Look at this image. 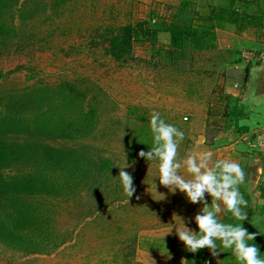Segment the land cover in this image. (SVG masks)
Here are the masks:
<instances>
[{
	"label": "rangeland",
	"instance_id": "374dc122",
	"mask_svg": "<svg viewBox=\"0 0 264 264\" xmlns=\"http://www.w3.org/2000/svg\"><path fill=\"white\" fill-rule=\"evenodd\" d=\"M33 1L39 13L31 21H22L17 11L26 0L6 10L4 20L13 24L18 35L9 46H0V95L66 82L87 92L85 107L92 101L98 125L95 133L79 145L90 146L91 153L111 160L118 172L125 160L136 193L128 198L118 172L111 175L109 202L120 200L110 214L88 218L89 209L95 207L93 197H77L60 205L42 198L40 203L55 212L56 229L72 232L71 242L50 255L30 256L0 245V264H114L112 241L128 240L134 234L135 262L137 248L149 247L160 252V262L168 263L164 256L170 249L165 247L168 241L178 245L185 264H206V258L213 264L207 249L187 252L174 235L166 234L169 224L177 222L175 214L191 217L198 206L188 204L181 193L168 194L158 183L155 189L151 183L153 165L137 156L151 146L148 122L155 110L185 133L178 146L179 156L207 151L214 160V139L226 131L222 129L228 113L221 91L223 71L232 59L229 51L225 55L214 47V39H205L206 27L198 29L202 35L198 41L188 38L183 43L180 35L184 25L197 26L202 13L207 18L206 0H60L57 8H53L56 0ZM125 25L133 26L136 32L135 59L119 65L104 53V46L94 47L90 42L100 40L106 27ZM169 29H175L179 39L176 49L171 47L170 34H166ZM207 32L211 33L210 29ZM134 150L136 155H130ZM116 226L122 228V234H115ZM155 231L157 235L153 236ZM143 236L158 243L151 246Z\"/></svg>",
	"mask_w": 264,
	"mask_h": 264
},
{
	"label": "trees",
	"instance_id": "16d2710c",
	"mask_svg": "<svg viewBox=\"0 0 264 264\" xmlns=\"http://www.w3.org/2000/svg\"><path fill=\"white\" fill-rule=\"evenodd\" d=\"M19 1L0 0V46H9L18 35L13 24H6L4 18L6 10L17 8ZM59 3L56 0L53 8ZM38 7L33 0H26L17 10L21 20H33ZM183 27L181 42L201 38V32L194 27ZM173 30L166 34H170L171 47L176 49L179 39ZM204 31L205 39L214 38L207 29ZM135 35L131 25L106 27L101 39L90 43L104 46L107 56L124 65L135 59ZM86 99L87 92L67 82L0 95V245L5 248L27 256L50 255L71 242L72 232L56 229L55 212L40 203L42 198L60 205L77 197H93L95 207L89 209L92 211L87 218L110 214L111 207L120 200L109 202L110 176L118 172L112 161L91 153L90 146L79 145L95 133L98 125L97 108L92 101L85 107ZM131 112L136 110L131 108ZM57 142L73 145L57 146ZM130 155H136V151ZM225 219L229 222V218ZM122 233V228L116 226L115 234ZM136 241L137 234L128 240L114 239L116 253L112 263L141 264L134 261Z\"/></svg>",
	"mask_w": 264,
	"mask_h": 264
},
{
	"label": "crops",
	"instance_id": "0c3cea01",
	"mask_svg": "<svg viewBox=\"0 0 264 264\" xmlns=\"http://www.w3.org/2000/svg\"><path fill=\"white\" fill-rule=\"evenodd\" d=\"M206 3L209 9L207 18L202 13L198 25L193 27L210 29L214 34V47L218 46L225 55L229 51L232 59L225 64L221 87L228 107L222 129L226 131L214 139L216 149L213 157L214 160H233L243 169L245 181L239 188L248 201L245 208L248 221L244 222V227L250 233H257L254 243L264 252V175L256 172L258 167L264 168V63L244 58L247 52L264 53V0H206ZM246 66L249 68L243 85ZM225 218L234 222L222 210L218 219L225 222ZM155 233L152 235L156 236ZM142 240L151 246L158 243V240L150 238ZM164 243L165 247H170L164 255L168 263L160 262V252L149 247L137 248L136 261L143 264H185L178 245L175 242ZM216 259H213V264H236L229 251Z\"/></svg>",
	"mask_w": 264,
	"mask_h": 264
},
{
	"label": "clouds",
	"instance_id": "9594fccd",
	"mask_svg": "<svg viewBox=\"0 0 264 264\" xmlns=\"http://www.w3.org/2000/svg\"><path fill=\"white\" fill-rule=\"evenodd\" d=\"M148 132L151 146L140 150L137 156L153 165L151 183L155 189L158 183L168 194L181 193L188 204L198 206L191 217L175 214L177 222L169 224L166 234L174 235L190 253L207 249L216 259L229 251L236 264H264V252L254 243L257 233H250L243 226L248 221V201L239 188L245 181L240 164L229 159L212 160L207 151L179 156L178 146L185 133L166 122L158 111L150 114ZM129 166L124 160L117 176L128 198L136 193L133 175L125 170ZM256 172L264 175V168L258 167ZM162 197L165 198L163 194ZM222 210L234 222L218 219Z\"/></svg>",
	"mask_w": 264,
	"mask_h": 264
},
{
	"label": "built area",
	"instance_id": "2783aa9c",
	"mask_svg": "<svg viewBox=\"0 0 264 264\" xmlns=\"http://www.w3.org/2000/svg\"><path fill=\"white\" fill-rule=\"evenodd\" d=\"M244 58L248 61H257L264 63V53L256 54L255 52H247L244 54ZM264 147V144L262 145ZM206 264H210V260L206 258Z\"/></svg>",
	"mask_w": 264,
	"mask_h": 264
},
{
	"label": "water",
	"instance_id": "95a60500",
	"mask_svg": "<svg viewBox=\"0 0 264 264\" xmlns=\"http://www.w3.org/2000/svg\"><path fill=\"white\" fill-rule=\"evenodd\" d=\"M248 66L245 67V73H244V79H243V85L245 83L246 77H247V73H248Z\"/></svg>",
	"mask_w": 264,
	"mask_h": 264
}]
</instances>
